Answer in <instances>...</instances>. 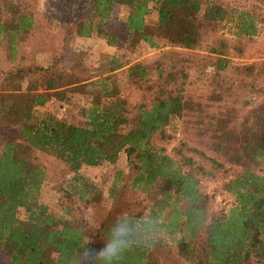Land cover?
<instances>
[{
    "label": "trees",
    "instance_id": "1",
    "mask_svg": "<svg viewBox=\"0 0 264 264\" xmlns=\"http://www.w3.org/2000/svg\"><path fill=\"white\" fill-rule=\"evenodd\" d=\"M80 2L72 15L68 5L58 4L61 34L86 40L88 46L96 45L99 36L109 47L122 38L128 49L158 41L173 49L171 57L143 65L122 64L112 56L99 64L100 73L101 68L109 75L117 72L136 87L130 112L131 96L121 97L115 85L108 90V77L87 85L76 76V68L88 69L81 63L70 74L25 63L21 49L36 35L34 15L22 0H0V125L10 132L0 143L3 259L9 264H78L80 258L79 208L65 191L56 210L38 201L47 174L37 153L51 156L82 181V167L114 164L124 154L127 173L119 178L99 230L104 237L123 217L135 222L137 242L117 264H264V61L228 64L229 43L223 39L202 49L230 10L219 0ZM117 6L126 10L118 36L106 33ZM153 11L157 18L151 25L146 17ZM237 21L236 37L251 39L264 16L247 11ZM175 49L205 52L207 65L198 67L193 57ZM198 82H203L202 90L193 91ZM87 86L100 89L85 90L91 100L84 126L39 115L47 102ZM171 118H178L181 133L200 144L186 150L203 160L201 173L205 165L232 168V178L223 186L233 200L227 214L209 211L199 178L182 171L181 164L153 144ZM182 160L192 165V157ZM87 188L85 184L78 194L79 202ZM130 195H143L146 214L132 213L134 206L124 200ZM146 219L152 223L144 225Z\"/></svg>",
    "mask_w": 264,
    "mask_h": 264
},
{
    "label": "rangeland",
    "instance_id": "2",
    "mask_svg": "<svg viewBox=\"0 0 264 264\" xmlns=\"http://www.w3.org/2000/svg\"><path fill=\"white\" fill-rule=\"evenodd\" d=\"M25 2L29 10L33 13L35 19V33L33 40L27 43L21 49V56L25 58V63L36 65L38 67H51L54 71L64 74H70L72 66L81 63L82 66L88 68L82 70V67L76 68L74 73L82 80H86V84L90 83L99 85L105 78L108 80V90L115 85L121 97L131 96L128 101V110L133 112L132 107L139 93L132 82H129L124 75H118L115 72L109 75L101 68L98 70L99 64L109 60L112 56L122 64H151L157 58L165 61L168 53L173 49L165 46L162 42H155V46H149L146 43H140L133 49H128L122 38H119L117 45L114 47L106 46L103 36L98 37L96 45H86V40L80 38H72L58 32L57 26L60 20V12L57 9L58 4L68 5L66 9L71 15L77 13V8L81 5V0H22ZM227 7L228 16L223 22L218 24L215 33H210L202 47L203 50L207 44L215 43L217 40L223 39L229 43L228 56L224 58L228 64L242 66L245 64L258 63L264 61V24H258L257 34L251 39L239 38L237 35V19L239 14H245L247 11H253L264 16V0H219ZM86 11L84 8L83 12ZM125 9L122 6L115 8L113 17L107 23V32L110 35L119 34V30L123 25ZM82 12V13H83ZM156 12H151L146 17L148 24H154L156 21ZM157 44V45H156ZM176 50V49H175ZM185 58L193 57L196 65L201 67L207 65V60L203 57L205 52H185L176 50ZM80 53V54H79ZM166 55V56H163ZM2 56V55H1ZM3 60V56L1 57ZM32 61L29 62V61ZM80 61V62H78ZM107 66L105 63L104 67ZM100 73V74H99ZM193 72H189L190 75ZM203 82L194 85V90H202ZM100 87L91 88L87 86L84 90L68 91L65 99L61 101L51 100L39 110V115L51 114L58 120L75 126H84L86 123L87 111L90 108V95L85 90L99 91ZM126 128L123 129V132ZM9 131L0 125V143L9 137ZM14 133V132H13ZM189 136L181 133V123L178 118H171L169 124L164 128L162 135L159 134L153 139V144L165 150V154L170 156L176 162L181 164L182 171L192 172L196 178H199V187L202 192L208 196L209 211H221L227 214L233 206L232 197L224 192V184L232 178V168L225 166L224 168L209 169L204 166V172L198 170V164L203 163L197 155H193L186 149H199L200 144L189 140ZM38 163L46 168L47 179L44 181L38 201L47 205L50 210H56L60 199L63 198L62 191L72 195L71 200L75 206L79 208L80 229L85 231L87 235L92 237V246L100 248L104 244L103 237L100 236V224L104 221L106 214L110 211L113 199L112 194L120 184L119 178L122 174L127 173V166L124 154H120L118 160L114 164H103L97 168L83 167L79 172L81 179H76L73 174L56 161L54 158L44 154H36ZM192 157V165L188 166L182 158ZM80 177V178H81ZM88 188L85 192L83 202L77 200L78 194L84 190V185ZM112 199V200H111ZM126 204L134 206L131 208L132 213L141 211L146 214L148 202L143 195L127 196ZM180 204V203H178ZM177 204V206H179ZM163 238V237H162ZM166 239V238H165ZM172 251L174 248L171 246ZM0 264H9L3 259L0 252Z\"/></svg>",
    "mask_w": 264,
    "mask_h": 264
},
{
    "label": "clouds",
    "instance_id": "3",
    "mask_svg": "<svg viewBox=\"0 0 264 264\" xmlns=\"http://www.w3.org/2000/svg\"><path fill=\"white\" fill-rule=\"evenodd\" d=\"M152 221L146 219L144 225H150ZM135 222L129 217L119 219L104 234L105 243L100 248L92 247V237L82 231L79 241L82 245L78 264H117L124 252L136 243Z\"/></svg>",
    "mask_w": 264,
    "mask_h": 264
},
{
    "label": "crops",
    "instance_id": "4",
    "mask_svg": "<svg viewBox=\"0 0 264 264\" xmlns=\"http://www.w3.org/2000/svg\"><path fill=\"white\" fill-rule=\"evenodd\" d=\"M115 48H116V47H115ZM127 67H128V65H127V66H125V67H123V69H125V68H127ZM121 70H122V69H121ZM82 168H83V167H82ZM82 168H81V169H82ZM86 168H88V167H86ZM80 171H81V170H80Z\"/></svg>",
    "mask_w": 264,
    "mask_h": 264
}]
</instances>
